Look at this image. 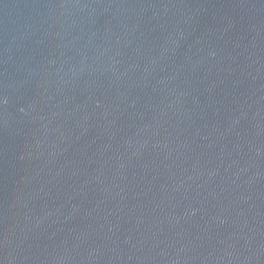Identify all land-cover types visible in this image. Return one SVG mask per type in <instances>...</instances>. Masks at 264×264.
<instances>
[{
  "label": "water",
  "instance_id": "1",
  "mask_svg": "<svg viewBox=\"0 0 264 264\" xmlns=\"http://www.w3.org/2000/svg\"><path fill=\"white\" fill-rule=\"evenodd\" d=\"M0 264H264V0H0Z\"/></svg>",
  "mask_w": 264,
  "mask_h": 264
}]
</instances>
